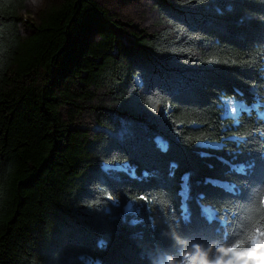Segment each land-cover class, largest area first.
Returning a JSON list of instances; mask_svg holds the SVG:
<instances>
[{"label": "trees", "instance_id": "obj_1", "mask_svg": "<svg viewBox=\"0 0 264 264\" xmlns=\"http://www.w3.org/2000/svg\"><path fill=\"white\" fill-rule=\"evenodd\" d=\"M155 4L153 33L61 0L24 34L26 0H0V264H159L264 219V0ZM87 87L119 105L92 137L59 111Z\"/></svg>", "mask_w": 264, "mask_h": 264}, {"label": "rangeland", "instance_id": "obj_2", "mask_svg": "<svg viewBox=\"0 0 264 264\" xmlns=\"http://www.w3.org/2000/svg\"><path fill=\"white\" fill-rule=\"evenodd\" d=\"M61 0H26V7L21 13L22 31L24 34L30 32V23L37 20L39 12L42 10H51ZM99 3L111 17L121 24L127 34L153 33L164 29L167 24L162 19L156 9L155 0H94ZM38 87H43L47 81L51 79L49 72L43 68L37 70L33 76ZM231 101V104L229 103ZM69 105L63 104L59 111L63 121L72 128L73 131H78L81 135L92 137L99 129L97 117L100 114H109L112 117H117L118 104L111 95L104 89H96L87 87L86 89L78 88L72 94ZM222 105L225 115L236 118L239 112L243 109L240 104L232 99H222ZM244 109H251L245 105ZM258 106H262L259 108ZM231 107H236L237 112L233 113ZM260 117H264V104L255 105L252 107ZM248 111V110H245ZM208 144V143H205ZM215 145V144H209ZM104 169L110 168L106 163L102 164ZM115 168H123L115 166ZM223 185V184H222ZM130 206V205H129ZM129 206L127 211L129 210ZM204 211L214 217V211L205 208Z\"/></svg>", "mask_w": 264, "mask_h": 264}, {"label": "clouds", "instance_id": "obj_3", "mask_svg": "<svg viewBox=\"0 0 264 264\" xmlns=\"http://www.w3.org/2000/svg\"><path fill=\"white\" fill-rule=\"evenodd\" d=\"M172 239L178 244L184 241L178 232L173 231ZM195 254L184 251L179 256L168 254L165 264H264V219L240 227L218 247L206 251L200 245L194 246ZM220 255H213V252ZM195 259H190L191 257Z\"/></svg>", "mask_w": 264, "mask_h": 264}, {"label": "snow or ice", "instance_id": "obj_4", "mask_svg": "<svg viewBox=\"0 0 264 264\" xmlns=\"http://www.w3.org/2000/svg\"><path fill=\"white\" fill-rule=\"evenodd\" d=\"M229 103L231 104V101H230ZM240 108L243 109V110H248V111H250V109H244V106H243V105H240ZM231 111H232L233 113H236V112H237V108H236V107H231ZM199 146H200V147H212L213 145H209V144H200ZM162 147H163V150L167 151V145H162ZM201 155H205V153H201ZM171 167H172V169H175V168L177 167V165H176V164H172ZM248 167H252V165H249ZM233 170H234L235 172L241 174V175L246 174V167H245L244 165H240L239 167H234ZM146 175H147V173H146ZM172 175H174V172H170V173H169V176H172ZM188 178H189L188 175H185L184 180L187 181ZM213 183H216V184L219 185V186H223V187L229 188V186H228L227 184H223V185H221L220 182H218V181H213ZM229 190H231V189L229 188ZM141 199H147V197H143V198H141ZM129 210H131V206H129ZM132 223H133V224H136V223H140V221H135V220H134V221H132ZM100 246H101V247L104 246V245H103V242H101V245H100ZM166 257H167V255L162 256L161 258H159V264H163V261L166 260ZM190 259H193V260H194L195 257L193 256V257H191Z\"/></svg>", "mask_w": 264, "mask_h": 264}]
</instances>
